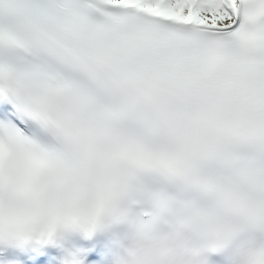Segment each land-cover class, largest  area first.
<instances>
[{
    "label": "snow or ice",
    "instance_id": "snow-or-ice-1",
    "mask_svg": "<svg viewBox=\"0 0 264 264\" xmlns=\"http://www.w3.org/2000/svg\"><path fill=\"white\" fill-rule=\"evenodd\" d=\"M0 264H264V0H0Z\"/></svg>",
    "mask_w": 264,
    "mask_h": 264
}]
</instances>
